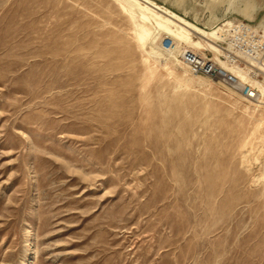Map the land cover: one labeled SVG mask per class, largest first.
<instances>
[{"label":"rangeland","instance_id":"374dc122","mask_svg":"<svg viewBox=\"0 0 264 264\" xmlns=\"http://www.w3.org/2000/svg\"><path fill=\"white\" fill-rule=\"evenodd\" d=\"M147 1L264 37V0ZM137 3L0 0V264H264V56L197 80L221 39L162 60Z\"/></svg>","mask_w":264,"mask_h":264},{"label":"built area","instance_id":"2783aa9c","mask_svg":"<svg viewBox=\"0 0 264 264\" xmlns=\"http://www.w3.org/2000/svg\"><path fill=\"white\" fill-rule=\"evenodd\" d=\"M219 35L221 41L215 43L221 52L218 54V60L205 57L191 49H184L178 54L179 63L192 77L205 78L230 89L240 88V81L220 63L237 68L243 62L260 60L264 56V37L254 26L244 22L224 25ZM161 49L166 53H172L174 44L168 38H164ZM244 94L249 100L256 98L250 87L245 89Z\"/></svg>","mask_w":264,"mask_h":264},{"label":"bare ground","instance_id":"6f19581e","mask_svg":"<svg viewBox=\"0 0 264 264\" xmlns=\"http://www.w3.org/2000/svg\"><path fill=\"white\" fill-rule=\"evenodd\" d=\"M141 1L146 5V6H142V5H139L137 3V5L140 7V10L142 12V13H140L141 21L144 24L152 26L153 36L151 37L150 32H148L144 28H141L140 29L141 33L138 36L139 41L141 43H144L147 40H150L152 42L150 45H148L150 53H152L153 55L159 56L160 58H162V60L167 61L169 58H171L175 54H177L180 51L182 43L192 44L196 48L203 49L199 43H197L196 41H194L192 39V34H194V35H196L199 38L204 39V40H207V38L212 39V40H216L218 38L221 39L220 35H219L221 32V28H218L217 30L206 31V30L190 23L185 18L178 16L177 14H175V13H173V12H171L165 8L160 10L159 8H157L156 6H154L151 2H149L147 0H141ZM150 8L154 9V10H158L160 13L166 15L170 20L163 21V19L161 17L156 16L154 13H152ZM149 14L152 15L153 18H150L148 16ZM175 23L180 25L182 28L174 30L170 26H168V25L175 26ZM165 37H169L174 43V51L172 53L166 54L160 47V44ZM207 47L209 49L208 50L209 52H213L216 54L221 53L220 49L217 46H215V44H212L209 41L207 43ZM215 60H218V59H215ZM220 65L223 68H225L227 71L231 72L232 74H235L234 78L236 80L242 81V80L246 79V75L242 70H240L238 68H234V67L227 68V66H225L223 63H220ZM261 67H263V66H261ZM262 69L260 68V70H262ZM197 80H205V79L199 78ZM260 92L264 95L263 89L260 88Z\"/></svg>","mask_w":264,"mask_h":264}]
</instances>
